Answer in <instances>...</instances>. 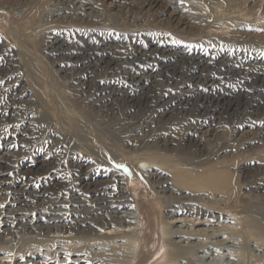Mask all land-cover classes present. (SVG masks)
<instances>
[{
  "label": "rangeland",
  "instance_id": "1",
  "mask_svg": "<svg viewBox=\"0 0 264 264\" xmlns=\"http://www.w3.org/2000/svg\"><path fill=\"white\" fill-rule=\"evenodd\" d=\"M63 1L61 3L58 0H0V45H2L0 46V63H10L8 68L0 71V117L5 115L0 123V157L5 155L3 165L0 167L2 185L0 204L4 205L0 207V264H72L73 260L80 258L90 260L98 254L102 256L105 252L117 261L131 262L129 264H151L159 258L167 250L163 246L161 222L162 220L172 222L167 212L168 205L183 198L182 195H185L187 191L192 193L196 189L192 186H181L175 181L172 173L167 179L172 184L173 192L165 194L162 188L146 179L147 175L146 177L139 175L126 159L120 158L125 153L136 154L143 151L146 146L171 156L166 166L175 169L181 165L182 172L187 170L188 174L194 177L201 176L210 168L220 171L221 179L225 182H221L214 189L200 188L202 190L199 192L207 191L198 194L202 195L198 196L199 199L201 198L199 202L222 208L234 218L236 223L237 219L241 218L249 219L248 223L253 225L254 232L250 236L245 225L243 229L241 228L242 230H234L229 235L228 233L219 237H210L211 235L208 236V234L206 236L200 234L201 237L198 235L196 242L185 249L184 260L188 261V264H209L208 262L216 258L223 260L225 264H263L264 254L254 249L256 242L254 240L264 237V115L250 117L243 111L236 115L237 118L233 116L229 120H218L214 123L205 117L203 120L202 117L189 114L158 122L154 120V112L140 110L129 121L124 116L125 106L121 99H118V105L111 103L112 108L110 106L103 108L99 103L94 104L92 100L94 98H90L85 88L72 80L73 72L68 61L62 58L63 55L59 51H51L49 44L52 38L57 36L62 38L61 41H67L64 46L78 42L85 49L89 47L84 45L87 42L89 45L109 46L107 48L111 52L114 51L115 55L117 52L121 53L122 56L126 53L134 54L137 48L142 46L156 57L152 60L142 58L140 62L137 59L134 62L125 60L120 66L122 69H113L112 75H107L104 71L100 72V75L85 73L84 78L92 81L97 88L101 84L109 85V87L112 85L109 89L116 86L119 88L129 86V90H134L135 84L131 83L130 78L135 76L136 69H140L143 83L150 86V83L155 80L153 75L157 72L155 65L166 58L159 55L160 49H164L168 43L186 52V56L201 59L203 57L212 61H233L242 64L243 68L253 64L264 69V28L262 26L264 0H161L164 3L158 0L157 5L153 3L154 6L149 9V0H127L129 4L126 0H123L124 2L122 0H85L94 2L98 13L89 10L84 13L71 11L73 0ZM167 1L172 5H167ZM62 8L69 11H59ZM159 9L161 11L163 9L165 13L162 12V14ZM172 12L173 17L170 15ZM191 12L193 14L188 17L187 14ZM180 15L183 16H181L183 21L188 22L187 25L178 23L177 19ZM202 17H205L204 20ZM215 28L220 36L209 33V30L215 31ZM229 33L230 36H228ZM232 37L234 38L231 39ZM191 39L193 42H190ZM141 64L145 66L142 67ZM150 74H153L152 77ZM95 75L98 80H95L97 78ZM176 76V74L172 76L174 78L172 83H168L164 76H157L156 82L161 89L158 90V94L170 95L171 92L180 91L181 87L187 89L196 86L194 80L188 76V72L185 73L184 78ZM231 80L217 78L213 82L214 88H235L240 84L235 79ZM198 85L204 90L208 89L207 82ZM21 87L26 89V93H23V100L16 105L19 109L12 111L13 114H11V111L5 108L3 101ZM119 95L121 91L116 93V96ZM28 111H33L35 114L33 117H38L28 120L29 117L26 118L23 115ZM202 120L206 122L199 124ZM193 129L194 134L191 133ZM88 143L90 147H87ZM146 150L149 151L148 148ZM75 153L83 156V159L75 158ZM114 160L120 162L119 164L123 167L117 168L113 165ZM140 166L147 170L148 165L140 164ZM109 172L120 173L121 185L125 187L126 194L133 198L134 206L141 211L140 219L144 222V229L135 255L131 252L133 245L121 237L113 242H108L110 240L106 239L94 240L91 233L86 234L85 231L84 223L90 222V216L86 217L84 213H81V209L101 208L102 211H106L104 206L112 196H109V191L102 193L106 189L104 184L106 186L119 184L120 176L115 174L109 177ZM78 179H83L84 182L103 179L108 182H102L98 186V193L95 196L91 192L87 194L89 190L82 188L86 198H84L85 203L81 204L72 202V197H76L73 193L77 191L74 188L81 184ZM46 185L52 188V197L41 201L39 213H36V218H40L38 221L32 219L31 222L39 226L47 224L49 229L42 228L35 231L34 227L32 228L33 224H29L28 228L24 229L25 226L20 225L17 218L27 215L33 218V212L32 214L27 212L32 199V195L27 193L41 192ZM22 192L26 195L22 196ZM17 196L22 200L20 203L16 201ZM17 207H20V212L14 211ZM73 207H76L78 215L73 214ZM208 219L212 218L208 217ZM67 220L68 223H74L71 227L73 236L70 239L53 238L50 236H55L57 233H46L54 229L53 225L67 222ZM216 222L228 223L224 219H217ZM237 227L239 226L232 228L237 229ZM176 228L177 225L172 227V229ZM77 230L81 234H75ZM227 239L233 242L225 243ZM39 254L42 256L39 257ZM132 255L133 258H131ZM167 261V256H164L158 262L167 264ZM158 262L156 264H159Z\"/></svg>",
  "mask_w": 264,
  "mask_h": 264
},
{
  "label": "bare ground",
  "instance_id": "2",
  "mask_svg": "<svg viewBox=\"0 0 264 264\" xmlns=\"http://www.w3.org/2000/svg\"><path fill=\"white\" fill-rule=\"evenodd\" d=\"M58 1H60L61 3L64 2L63 0L62 1L58 0ZM126 2L128 3L127 0H126ZM161 2H163V1H161ZM72 3H73V6H71V11L75 10V11H80V12L84 13L85 11L89 10L90 12L98 13V10L96 9V6L94 5V2H86L85 0H73ZM153 3L154 4L158 3V0H149L148 9L152 8L154 6ZM167 3H168L167 5L171 4L168 1H167ZM131 4H132V2H131ZM136 4H137V2H136ZM133 6H134V4H133ZM137 7H139V6H137ZM176 7L180 8L181 6H176ZM186 7H188V6H186ZM162 8H164V7H162ZM168 8H169V6H168ZM181 8H183V7H181ZM62 10H66L67 11L68 9L62 8L59 11H62ZM156 10H158V9H156ZM140 11H141V9H140ZM142 12H143V10H142ZM160 12L162 13V12H164V10L162 9V11L160 10ZM178 12L181 13L179 10H178ZM154 13H156V12L154 11ZM179 13H178V15H179ZM145 14H146V12H145ZM183 14L184 13H182V15ZM192 14L193 13L191 12V13H188L187 15L189 17V15H192ZM196 14H198V13H196ZM196 14H194V15H196ZM170 15H172V17H173L174 13L172 12ZM182 15H180V18L177 19L178 23H183V24L187 25L188 22L185 21V20L183 21V19L181 18ZM190 17H192V16H190ZM162 18H164V17H162ZM169 18H170V16H169ZM203 18H205V17H202V19ZM233 18L234 17H232V19ZM226 20L227 19H225V21ZM197 21L198 20H196V22ZM169 22H171V21H169ZM208 22H207V25H208ZM204 24H205V22H204ZM214 24H215V22H214ZM252 24H254V23H252ZM190 25H191V23H190ZM193 26H192V28L194 29ZM203 26H205V25H203ZM262 26L264 28V24L263 23H262ZM195 28H196V26H195ZM201 28H202V26H201ZM252 28H253V26H252ZM190 29H191V27H190ZM196 29H198V28H196ZM215 29H216L215 31L213 29L209 30V33H211V34L213 33V34L218 35L217 28H215ZM249 29H251V28H249ZM221 31H222V29H221ZM196 33H198V32H196ZM230 33L228 34V36H230ZM242 33H243V31H242ZM218 36H220V35H218ZM55 37L56 38H52V40L50 41L49 45H50V48H52L50 50L53 51V52L59 51L63 55L62 58L66 59L68 61V65L71 67L72 72H73V77H72L73 79L72 80L75 82V84L78 83V84H80V87L85 88L86 92L89 93L90 98H94V99H92V100H94V104L95 103L96 104L99 103V105L101 107H103V108L104 107L108 108L109 106H110V108H112L111 107V105H112L111 103H113V105H116V104L118 105V99H121L123 104H124V106H125V115L124 116H126L127 120L133 118V116L137 112H139L140 110L154 112L155 113L154 120H156L158 122H162V121H165L167 119L177 118V116L189 115V114L190 115L191 114H195L198 117H202V119H203V117H205L206 119H209L210 121H213L214 123H215V121H218V120H229L233 116H235V118H237L236 115H238L240 112H243V111H245V114L247 116H250V117H254V116L255 117L256 116H260L261 117L262 115H264V72H260L261 70H264V69H261V68L255 66V65H253V64L252 65H247L246 68H243L242 64L240 65V64H237V63H235L233 61H231V62H225V60L212 61L210 59L203 58V57L201 59L199 57L186 56L185 55L186 52L184 53L183 51L179 50L176 47H173L170 43H168V45L165 44L166 47L164 49H160L159 48L160 49V54L159 55H161V57H166L168 59H166V58L164 60L162 59L163 61L161 60L160 62H158L155 65V66H157V72L155 73V75L150 74V76L153 75L154 79H155L154 81H152L150 83V86H146L147 83L146 84L143 83L142 77H141L140 72H139L140 69L139 70L136 69V73L134 74L135 76H132V77L130 76L131 77L130 78L131 83L135 84V87L133 88L134 90H132V89L129 90L130 89L129 86H125V87H122V88H119V87L116 86V87H113V88L109 89L112 86L111 84H110L111 85L110 87H109V85L107 86V85L99 84V88H97L93 84L92 81H88V80H86L84 78V74L85 73H88V74H91V75H94V74L100 75L99 73L104 71L105 73H107V75H112V73L114 72L113 69H117L118 70L119 68H121L120 66L123 64V62H125V60L134 62V60H136V59L138 61L140 59H142V58L143 59H151L152 60V59H154L156 57H154L151 53H148V51H146L147 48L142 47V46H139L137 48V52H135L134 54L132 53L133 54V55L131 54L132 57L129 58L131 55H129L127 53H126L125 56H122V54L118 53V52L116 53L117 55H115V53H113L114 51L111 52L110 49L107 48L109 46L104 47V46H97V45H89L87 42H85L84 45H87L90 48L88 47V48L84 49V47L80 46L78 44V42H75L77 44H74V45L73 44L71 45L69 43L68 46H64V44H66L67 41L66 42H64L65 40L61 41L62 38H58L57 36H55ZM215 38H216V36H215ZM233 38L234 37H232L231 39H233ZM192 39L190 40V42L192 41ZM144 42H145V40H144ZM186 45H188V44H186ZM197 45H200V44H197ZM0 46H2V45H0ZM136 46L134 48H136ZM183 46H184V44H183ZM72 47H74V48H72ZM130 47H131V45H130ZM214 47H215V44H214ZM159 49H156V50L158 51ZM190 52H193V51H190ZM190 52H189V54H190ZM15 54H16V52H15ZM209 56H210V54H209ZM232 56H235V55H232ZM244 59H247V58H244ZM152 62H154V61H152ZM55 63H57V62H55ZM148 63H149V61H148ZM144 64H147V63H144ZM9 65H10V63H4V64L0 63V71L8 68ZM143 66H145V65H142V67ZM16 68H18V66ZM154 68H156V67H154ZM146 69H149V68H146ZM154 70H156V69H154ZM142 71L143 70H141V72ZM187 72H188V76H190L194 80V83L196 85V86H194V88L185 89L184 87H181L180 91L176 90V93L175 92H171L170 95L161 96L162 94H158V90L159 91L161 90V89H159V86H158V84L156 82L158 77H161V76L163 77L164 76V77L167 78V82L168 83H172L173 79H174V78H172V76H174L176 74L178 77L184 78V75ZM130 73H132V72L130 71ZM70 74L72 75V73H70ZM120 74H122V73H120ZM217 78H220V79L230 78L232 80L235 79L240 84H238V85L236 84L237 86L235 88H233V87L214 88L213 82L216 81ZM96 79L98 80V77L95 78V80ZM93 81H94V79H93ZM188 81H190V80H188ZM205 82L208 83V87H206V88H208L207 90H204L201 86L198 85V84L205 83ZM159 83H160V81H159ZM191 83H192V81H191ZM95 84H97V83H95ZM14 89H15V87H14ZM118 90L121 91V95L116 96V93L120 92ZM23 93H26V89H24V87H21V89L16 90L13 93V95L9 94L8 99L6 101L5 100L3 101V102H5V104H4L5 108L7 110L11 111V114H13L12 111H16L17 109H19V107L16 106V105L23 100L22 99V97L24 95ZM97 94H98V96H97ZM163 94H164V92H163ZM36 100H35V102H36ZM97 100L98 101L101 100V102H98ZM119 103H120V100H119ZM36 110H37V108H36ZM38 113H37V115H38ZM23 115L26 118L29 117L28 120H32V118L35 119V118L38 117V116L37 117H33L35 115L33 111L24 112ZM6 117H7V115H6ZM1 118L2 119L5 118V115L0 117V123L2 121ZM136 118H137V116H136ZM203 120L199 124H204L206 122V121H203ZM5 122H7V121H5ZM250 125H252V124H250ZM132 127H133V125H132ZM135 128H136V126H135ZM198 128H200V127H198ZM198 128H196V129H198ZM137 130H138V127H137ZM134 131H135V129H134ZM200 131H202V130H200ZM194 132L195 131L193 129L191 131V133L194 134ZM200 137H202V136H200ZM195 141H196V139H195ZM133 142H134V140H133ZM82 145H84V144H82ZM82 145H80V146H82ZM87 147H90L89 143H88ZM188 147H190V146H187V148ZM147 148L149 149V151L146 150ZM146 149L143 150V151L137 152L136 154H126L125 153V155H121L120 158L126 159L130 163V165L134 169V171H136L139 175H142V176L144 175L145 177L147 175L146 179H148V180L152 181L153 183H155L156 185H158L159 188H162V191H164L165 194L173 192V190H171L173 188L172 184L167 179L168 175L169 174L172 175V173L174 174L173 177L175 178V181H177L178 184H180L181 186H192V187H194V189H196V191L195 192L192 191V193H190V191H187V193L185 195H182L183 198H180L177 201L171 202L168 205L167 212L169 213L170 219H172V222H170V221H166L165 222L163 220L161 222V224H162V232H163V239H162L163 240V246L166 247L167 250L165 251V253H163L159 258H157L151 264H156L164 256H167V260H168L167 262L169 264H188L187 263L188 261L184 260V251L189 245L191 246L192 244H194L196 242V239L198 238V235H200V234H202V236H204V234H205V236H206V234H208V236L211 235L210 237H219V236H222V235H224L226 233H228V235H229V233L230 232L232 233V231H234V230H240L241 228L243 229V227H244L243 225H245V227L247 228V232H248L249 236H250V234L252 235V232H254V229H253V225L248 223V222H250L249 219L245 220V219L239 218V219H237V223H236L234 218L230 217L226 212H224L222 210V208L215 207L216 205L212 206L213 204L210 205V204H207L205 202H199V200L201 198L199 199L198 196H202V195H198V194L205 193L207 191L206 190L204 192H199V191L202 190L200 188L214 189L217 186H219L221 184V182H225L224 180L221 179L222 173H220V171H218L216 169H213V168H210L208 171H205L201 176L194 177L191 174H188L187 170L185 172H182L183 169H182V167H180L181 165H178V167L175 168V169H171L170 167L166 166V162L168 160H170L171 156L163 154L162 152L154 151V148L150 147V146H148V147L146 146ZM79 150H80V148H79ZM62 151H63V149H62ZM4 158H5V155L0 157V167H2V165H3L2 161L5 160ZM75 158L83 159V156L81 157L79 155H76V153H75ZM112 162H114L113 165H115V166L120 165L119 164L120 162H118V161L115 162V160H114ZM140 164L148 165L147 170H144V168L141 167ZM9 168H10V166H9ZM112 170H115V169L112 168ZM115 174L120 176L119 172H116V173H110L109 172L108 176L112 177ZM186 174H187V176H186ZM227 177H225V178L223 177V178L226 179ZM31 178H33V177H31ZM121 179H122L121 176L118 177V183L119 184L115 185V186H110V184H109V186H106V184H104V187H106L107 190L105 189L104 191H102V193L109 191V193H110L109 196L110 197L112 196V198H110L109 201L106 202V205L104 204L105 205L104 209L106 211H102L101 208H96V209H91V210L81 209V213H84L86 217L88 215L90 216V219H89L90 222L89 223L86 222L85 221L86 218H84L85 219L84 220L85 221L84 225H85V229H86L85 230L86 234L91 233V235H92L91 237L94 238V240H96V239H98V240H103V239L110 240L108 242H113V241L116 240V238L121 237L122 239L128 241L131 245H133L132 246L133 247L132 248L133 251H131V252H133V255H135L136 252H137V248H138V246L140 244V241H141V237H142V233H143V229H144V222L142 221V219H140L141 216H142L141 215V211L134 206L133 198L130 195L126 194L125 187L123 185H121V183H122ZM78 180H79L78 181L79 184L80 183L81 184H80L79 187L74 188L77 191H75L73 193V195H75L76 197H72V202L73 203H81V204L85 203L84 202V198H86V196H85L86 193L82 190V188L85 187V189L89 190L87 192V194L91 192L95 196L98 193V186H100V184L102 182H108V180H103V179H98V180H95L94 182H92V181L91 182H84L83 179H81V180L78 179ZM22 185H25V184H22ZM223 185H224V183L222 184V186ZM0 188H2L1 182H0ZM220 188H221V186H220ZM220 188H219V190H220ZM4 189H6V188H4ZM51 189L52 188L49 187V185H46L45 187L42 188L41 192H39V191H36V192L33 191L32 192L31 191V192L27 193L29 195H32V199L30 198L31 199V204L29 203L30 205H29V209L27 207V209H28L27 212H31V214L33 212V218L32 217L29 218V215L17 218L19 220V224L25 226L24 229L28 228L29 224H33L34 225V223L31 222L32 219L34 221H38L39 220L40 217L36 218V215H37L36 213H39L38 209H40L41 201L42 200H48L49 198L52 197V190ZM23 193L24 192H22V194ZM100 194H101V192H100ZM25 195L26 194H23L22 196H25ZM19 196H17L18 198L16 197V201L20 203L22 201V200H20V197H22V196H20V197ZM88 197L89 196H87V198ZM104 197H105V195H104ZM202 201H204V199ZM23 203H25V202H23ZM26 205L28 206V204H26ZM119 208H121V209H119ZM19 209H20V207H17L14 211H17ZM73 209H74L73 214L74 215H78L76 207H73ZM165 210H166V208H165ZM18 212H20V210ZM208 217H211L212 219H208ZM217 219H224L226 222H228L230 224L225 223V222L224 223L223 222H216ZM45 220H47V219H45ZM108 223H109V225H107ZM13 224H15V223H13ZM178 224H181V225H178ZM175 225H177V228L176 229H172V227H174ZM237 225L239 226V227H237V229H233L232 228L233 226H237ZM37 226H38V228H37ZM72 226H74V223H68V220H67V222L53 225L54 229H50L46 233L55 232V233H57V235L53 234L55 236H50L51 234H49V236L53 237V238H61V239L63 238V240H68V239H70L71 236H73V230L71 228ZM187 226H189V227H187ZM197 226H202V227H197ZM32 228L35 231L38 230V229L41 230L42 228H48L49 229V225H47V224L41 225V226L34 225V226H32ZM234 228H236V227H234ZM12 230H9V231L11 232ZM54 230H56L58 232H56ZM60 230H64V231H60ZM29 232L32 233V231H29ZM76 233H80V231L77 230V231H75V234ZM165 235H167V236H165ZM199 237H201V235ZM263 238L264 237H262L260 239L258 238L256 240L253 239V240L256 241L255 244H254V249L255 250H260L264 254V240H263ZM207 241H210V240H207ZM230 241H231L230 239L229 240L227 239V241H225V243H228ZM231 242H233V241H231ZM232 244H230V245H232ZM250 244H252V243H250ZM92 246H94V245H92ZM71 248H73V247H71ZM195 248H197V247H195ZM133 255L131 256V258H133ZM40 256H42V254H39V257ZM185 258H186V256H185ZM127 263L129 264L131 262H128V261L127 262L126 261L125 262L117 261L109 253H106V252L104 254H102V256L98 254L96 257L90 258V260H89V258H80V259L72 261V264H127ZM208 263L209 264L210 263L211 264L212 263L225 264L223 262V260H221L219 258L218 259L217 258L213 259L211 262H208ZM205 264H207V263H205ZM263 264H264V262H263Z\"/></svg>",
  "mask_w": 264,
  "mask_h": 264
},
{
  "label": "snow or ice",
  "instance_id": "3",
  "mask_svg": "<svg viewBox=\"0 0 264 264\" xmlns=\"http://www.w3.org/2000/svg\"><path fill=\"white\" fill-rule=\"evenodd\" d=\"M117 168L123 167V165H117ZM4 205L0 204V207H3Z\"/></svg>",
  "mask_w": 264,
  "mask_h": 264
}]
</instances>
